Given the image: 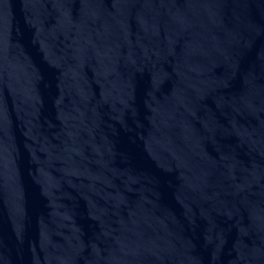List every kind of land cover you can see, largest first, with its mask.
I'll list each match as a JSON object with an SVG mask.
<instances>
[{
  "label": "water",
  "instance_id": "water-1",
  "mask_svg": "<svg viewBox=\"0 0 264 264\" xmlns=\"http://www.w3.org/2000/svg\"><path fill=\"white\" fill-rule=\"evenodd\" d=\"M0 264H264V0H0Z\"/></svg>",
  "mask_w": 264,
  "mask_h": 264
}]
</instances>
